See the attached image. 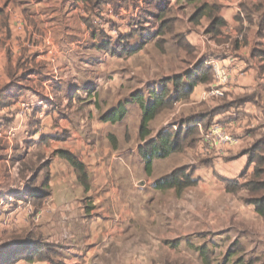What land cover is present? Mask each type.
Masks as SVG:
<instances>
[{
  "label": "crops",
  "instance_id": "0c3cea01",
  "mask_svg": "<svg viewBox=\"0 0 264 264\" xmlns=\"http://www.w3.org/2000/svg\"><path fill=\"white\" fill-rule=\"evenodd\" d=\"M3 2L0 5H4L5 13L10 17L8 26L6 25L11 35L10 38L16 43L22 42L24 47H28V53L31 52L29 53L32 56L29 66L34 67L45 62L42 67H44L43 75L46 80L41 74L35 75L32 71L27 81L30 86L28 89H30L27 90L26 86V91L22 92L20 89L17 95L21 99L31 98L32 92L29 91H32V85L38 89L34 97L36 102H34L37 104L36 118L43 113V117L41 116L42 129L38 132L33 131L32 136H28L26 142H34L32 149L33 147L43 149L41 157H38L35 166L31 168L38 171L41 165L48 162L50 197L47 199H51L50 201H53L55 205L50 204L42 215L39 213L41 210L37 212L40 217H46L40 229L37 230L39 232L37 236L45 243L59 247V251L58 257L52 261H36L27 264H99L104 250L109 249L112 240H115L113 238L128 241L129 231L124 229L126 214L122 213L120 218L122 217L123 222L118 225L115 224V220L111 219L112 213L107 203L113 199L118 200L119 197L112 196L118 195L114 190L106 191V195L102 191L108 185V180L104 179L106 176L104 169L105 167H123V178L132 188L136 187L135 183L133 185V180L135 169H138V183L143 184L147 172H144L142 163L137 164L138 159L145 163L139 153V148L157 139L161 131L151 132L152 136L144 142L140 138L131 142L129 134L126 133L124 145H121L120 140L114 135L112 137L116 139L117 144L110 145L108 138L113 135L110 132L113 124L100 120L101 110L97 106L100 104L102 106L107 100L102 96L96 97L97 91L108 83L107 77L112 78L110 88L115 103L132 99L137 93L144 95L146 101L150 103L151 93L163 90H167L171 96L180 97L169 115L171 121L176 118L175 123L166 124L163 130L182 133L181 140H185L183 146H186L188 139L197 137L193 136L195 133L203 136V130L208 127H220L229 134L230 140L225 145L222 143L216 147L215 155L212 154L214 151L206 150L207 153L204 151L202 141L191 140L190 149H197L196 158H199L194 166L189 165L193 167V179L197 181V185L202 183L198 175V167L201 170L202 167L206 168L205 171L210 170L213 180L218 179L223 188L225 186L227 188V181L239 182V177L244 174V171H253L251 174L253 176L256 162H250L248 152L256 146L264 147V33L261 35L259 25L264 17V11L257 0H201L199 3L190 4L194 6V10L190 12L187 8L184 9L183 5H178L179 0H171L170 4L173 6L177 3L174 10L176 15L165 20H177L175 29L177 25L179 26L181 19H184L188 26L185 32L179 34L181 39L176 40L175 38L174 44L177 45V52L168 50L165 45V51L158 59L161 69H156L157 66L152 64L151 59H148L144 66L131 69L132 56V58L110 56L99 49L98 46L104 41L103 31L105 30L99 29V24L95 23L96 17L104 21L109 20V26L112 25L111 29H116L113 25L118 24L119 32L125 35L135 29L132 24L136 20L132 17L127 18L126 21L120 20L118 23L111 22L112 15L118 10L119 12L123 10L118 5L106 4L104 7L92 8L85 0H3ZM142 3L146 5V0H142ZM204 4L219 8L218 17L224 20L227 26L226 32L223 31L218 35L209 33L208 27L211 25V20L207 16L203 17L198 25L193 24V16L197 8ZM142 8L141 4L139 9ZM109 15L110 19H107ZM133 17L135 18L134 15ZM160 25L161 21L156 24L146 21L142 37L134 40L131 48L136 49L141 43L147 44L156 38L166 42L167 35L175 36L178 33L175 31V34H170L171 32L168 31L158 36ZM181 43L186 47V51L181 48ZM17 50L18 48L15 49V53ZM75 56L81 57L82 63L78 64ZM89 57L95 60L94 77L98 72V79H95V83L91 81V66L94 63L89 61ZM109 61H111L110 67ZM203 68L210 70V74L206 75L207 81L201 80L189 91L191 81L189 75L198 72L203 75ZM54 69L55 71H52ZM216 69L226 71L229 77L224 85L223 98L212 94V90L217 87ZM57 70L65 79L60 80L56 77L53 83L47 81L46 72ZM136 71L141 73L139 76L141 79L135 78ZM143 71L147 73L143 74ZM64 72L66 73L63 75ZM176 77L182 78L178 82V88H174L172 82H167ZM40 86H47V94H42L39 90ZM94 90L96 91L91 94L90 92ZM75 95L78 96L75 97ZM86 99L87 101L84 102ZM146 101H144L145 104ZM78 102H81L82 107L87 105L88 109L83 107L80 110V107H77ZM108 103L111 104L109 101ZM196 106L200 109H195ZM112 107V105L109 106V108ZM206 107H209V110H206ZM62 108L69 110L70 115H73L77 109L78 117L73 115L70 118L67 113H64L65 118H69L63 119ZM168 110L161 112L157 118L163 116L162 114ZM106 111L107 109L104 113ZM204 111L207 112L204 113ZM174 124H181L179 125L181 127L177 129ZM228 127L230 130L225 129ZM187 131H195V133L186 134L185 137ZM66 133L69 137L64 141L55 140V137ZM43 138L49 140L50 143L40 146V140ZM54 149L55 152H69L86 165L89 172V182L87 180L89 189L86 190L79 183L75 169L70 167L65 159L60 158L58 154L53 156L52 160L49 158L54 153ZM181 151L174 152L164 159H155L161 163V167H158L159 173L166 166L160 176L168 175L171 170L188 166V164H183L182 159L178 157ZM191 158H193L192 154H190V160ZM16 159L20 164L26 162L25 158L22 160L16 157ZM121 164L129 168L126 170ZM70 169H73V176H69ZM24 172L31 174L29 170ZM156 172L157 169L154 168L153 175L159 176ZM156 178H154V183L152 179H149L147 183L149 185L153 183L156 187L159 181ZM34 180L39 186L43 182V174L35 171L31 184ZM21 192H14L11 198L18 200L27 193L22 195ZM23 202L20 200L19 208L23 209L22 213L27 216V210L34 208L29 206L23 208ZM77 204H79L78 207ZM249 207L253 208L252 217L264 220L253 205ZM35 211L34 209V213ZM60 217L65 220L64 224L59 223ZM30 231L31 238H34L33 230ZM27 239L28 236L24 240ZM13 244L20 245L21 243ZM116 245H121V241ZM17 264L26 263L20 261Z\"/></svg>",
  "mask_w": 264,
  "mask_h": 264
},
{
  "label": "rangeland",
  "instance_id": "374dc122",
  "mask_svg": "<svg viewBox=\"0 0 264 264\" xmlns=\"http://www.w3.org/2000/svg\"><path fill=\"white\" fill-rule=\"evenodd\" d=\"M257 2L262 6V10L264 11V0H257ZM0 3L3 4V0H0ZM140 3L143 6L142 9H139L141 8ZM109 4L115 6L118 5V7L123 8L120 12L118 10L112 15L111 22L115 21L118 23L120 20L126 21L129 17H132L133 20H138L140 17H144L145 14H148L146 11H149L146 5L142 3V0H116ZM176 4L174 6L173 4L168 6L166 11L168 14L166 15V18L171 19L172 17H175L174 15H176V13L174 10ZM178 5H183L185 7L184 9L187 8L189 10L188 12L194 10V6L186 4L183 1H180ZM0 7V94L9 89L17 95L20 93V89L22 92L26 91V86L27 90L30 89H28L30 86H28L27 81L29 79V73L32 74V71L35 75L41 74L45 77L43 75V73H45L44 67H42L43 64L45 65V62H41L38 66L34 67L29 66L32 57L29 53L31 52L28 53V47H24L22 42L16 43V41L10 38L11 35L9 29L8 27L6 28L10 17L5 13L4 5H0ZM136 12H138V14ZM146 17H148V15H146ZM96 18L95 23L99 24L100 30L104 29L105 31H102L104 33L107 32L114 39L118 38L119 31L117 29H111L112 25L109 26V20L104 21L100 18ZM107 19H110V15ZM181 20L179 26L177 25V29H175L177 20H170L167 25V31L169 30V32H171L170 34L178 32L175 36L167 35L165 38L166 42H162V40L158 38L153 39L151 42L143 46V51L141 50L140 52L131 55L133 57L130 65L131 69L137 66H144V63H146L148 59L153 61L152 64L157 66L156 69H161L158 59L161 54L164 53L165 45L167 46V49L172 52L178 51L177 45L174 44L175 38L176 40L181 39V35L179 34L185 32L187 28L186 26H188L184 19ZM193 24L198 25L196 22ZM226 29V25L220 27V33H223V31L226 32ZM16 48H18L17 53H15ZM181 48L186 51V47L183 43H181ZM24 51H26V53H24ZM131 56L129 57L132 58ZM75 57L78 64L80 62L82 63V60L80 59L81 57ZM92 59V57H89V61L94 63L91 66V81L95 83V79H98V72H96V76L94 77L93 74H95V72L93 71L96 70V67L95 60ZM108 65L109 67L111 66V61H109ZM79 67L81 66L79 65ZM58 70L56 72H46V76L48 77L47 81L53 83L56 77L60 80L65 79L64 76H61V73L58 72ZM52 71H55V69ZM221 71L223 70L221 69ZM79 72L82 73V70L79 69ZM223 72L227 77V81L222 82V85L218 86L219 81L215 79L217 87H215L212 92L217 89L225 94L224 85L228 82L229 77L226 71ZM65 73L66 72H64L63 75ZM146 73L147 71H143V74ZM135 74L136 79H141L139 78L141 73L136 71ZM107 78L108 83L105 87L98 90L96 94V97L102 96L103 99L107 100L102 106L101 104L97 105L101 110L100 117L104 114L105 109H107L105 113L119 110L121 104H123L124 108L127 110L126 116L123 120L112 123L113 127L110 132L113 135H110L108 138V143L110 145L117 144L115 138L112 140V136L115 135L120 140V144L124 145L126 143V133L129 134L131 142L136 141L140 138L143 120L141 109L143 107L141 104L133 102L132 99H126L115 103L110 88L112 87V84L110 83L112 78ZM25 79L27 80L24 81ZM46 87L47 86L39 87V90L44 95L48 92ZM48 87L50 88V86ZM31 90L32 91H29L32 92V94H30L31 98L24 97L21 99L20 97H16L13 99L10 97L5 100H0V162H2L0 163V244L6 242L15 243L18 242V240H23L31 233L30 230H33L32 233L35 235L33 236L34 238H31L30 236L31 240H42L38 239L37 235L39 232L37 230L44 223L46 217L42 218L39 214L38 216L37 212L41 210L39 213L42 215L50 204L53 206L55 205L53 201H50L51 199H46L41 205L36 207L31 200L24 201L22 204L23 208L29 206L36 210L34 213V209H28L27 216H24V213H22L23 209L21 208L22 210H20L19 208L20 200L11 198L14 192L22 191L26 193L29 188L32 187L31 180L34 178L35 171H38L35 169L33 170L31 167L35 166L38 157L40 158L42 155L41 152H43V149H40V147L37 149L33 147L32 149V146L34 145L33 141L26 142L28 136H32L33 131L38 132L42 129L43 123V120H41L43 113L39 118H36L37 112H35L37 104H35L36 99L34 97L38 89L32 85ZM95 91L96 90L91 91L90 93L93 94ZM59 92L63 91L59 90ZM64 94L67 95L66 93ZM76 96L78 95H75V97ZM223 97L220 96V98ZM86 101L87 99L84 100V102ZM108 101L111 102V104L108 103ZM150 104L151 102L149 103L148 101H146V104L144 103L146 107ZM111 105L113 107L109 108ZM77 107H80V110H82L83 107L84 109H88L87 105L82 107L81 102H78ZM196 107L195 109H200L199 106ZM58 108L60 111V105ZM206 110H209V107ZM61 112L63 113V116L64 113H67L70 118L73 117V115L78 117L77 109L74 111L73 115H70V111L65 108H62ZM206 112L207 111H204V113ZM170 113L171 109L164 112L162 114L163 116L157 118L153 123L151 122V132H162L166 124L171 122L175 123L176 118L172 121L169 120ZM63 119H66L65 116ZM179 125H176L177 129L178 127H181ZM225 129L230 130L229 127ZM203 131V136L195 133L193 136L197 137L188 139L186 146H184L181 151L182 153H178V157L182 159L183 164H188V166L171 170L168 175L160 176L166 166L163 167L159 173L158 167H161V163L160 161L155 160L153 161L154 166H152V173L151 175H146V178H144L145 182H141L143 184L138 183L139 172L138 169H135V179L133 180V185L134 183L136 185L135 188L134 186L132 188L130 184L124 180L123 167H105L104 173H106V176L104 179L108 180V185L106 188L104 187L102 191L105 194V192L110 189V192L114 190L118 195L112 196L119 197L118 200H115L112 197L113 201L107 203V207L111 209V219L115 220V224L118 225L123 222L122 217L120 218L122 213L126 214L124 229L129 231V238L127 242L124 241V239H121V245H116L117 242L120 241L119 239L117 240L116 237L113 238L115 240H112L109 249L104 250V255H102L99 264H233L242 257V259H245V264H264V220L262 221L252 217L251 214L253 213V208L249 207L247 204L249 192L244 186L251 180V174L253 171H244V174L239 177V182H237L240 186L237 188H240V190L235 192L229 191L234 188L233 186H230L228 190V187H222L218 179L213 180L212 172L210 170L205 171L206 168L204 167H202V170L199 167V169L197 168L202 183L185 187L183 188V191H177L176 189L159 190L157 186L155 187L153 185L155 181L154 178L157 176L153 175L154 168L155 170L157 169L156 174L159 173L158 175L160 177L157 176L156 178L158 180L170 176L176 170H180V179L186 182L185 177L192 173L193 168L189 165L192 164V166H194L196 163L195 161L197 159L199 160V158H196L197 149H190L191 140L194 141L197 139V141H202L204 151H214L212 154L215 155L217 153L215 150L216 147L222 144L219 142L218 135L225 134L230 137L229 134L220 127H208ZM228 132L230 133V131ZM60 137L61 139H67L69 134L66 133ZM61 139H59V142L64 141ZM49 143V140L43 138L40 140L39 145H48ZM225 144L226 142H223V145ZM56 154L57 152H55L54 149V153H52L49 158L52 160L53 156ZM190 154H192L193 157L191 160ZM16 157H19L22 160L25 158L26 162L20 164ZM78 161L83 164L80 160ZM141 163L142 166H144L145 172L146 162L144 163L142 160L140 162L138 159L137 164ZM83 165L85 166L87 180L89 182V172L86 165ZM70 167L74 168L72 165H70ZM124 168L127 170L129 167L124 166ZM25 170H29L31 174H25ZM70 171L71 174H69V176H73V169H70ZM75 174L76 176L78 175L77 172ZM77 177L79 179V176ZM149 179H152V185L147 183V181L149 182ZM79 183L82 185L80 181ZM37 185L38 184H36V187L39 188L41 184H39V186ZM63 186L67 187L65 184H63ZM53 188L56 189L55 187ZM44 205L45 207L42 209ZM76 206L78 207L79 204ZM59 223L64 224L65 220L60 217ZM58 229L60 231V228ZM57 248L59 251V247ZM229 255L233 257L230 259ZM22 262H25L26 264L30 263L26 261Z\"/></svg>",
  "mask_w": 264,
  "mask_h": 264
},
{
  "label": "trees",
  "instance_id": "16d2710c",
  "mask_svg": "<svg viewBox=\"0 0 264 264\" xmlns=\"http://www.w3.org/2000/svg\"><path fill=\"white\" fill-rule=\"evenodd\" d=\"M90 4L92 8H99L106 4H109L116 0H85ZM171 0H147L146 7L149 11L148 14H145L144 17H140L138 20L134 21L132 26L135 29H132L130 34H123L119 32L118 38L114 39L111 35L107 33H103L104 41L98 46L100 50H103L106 53H109L110 56L116 57H129L134 53L140 51L145 45L144 42L141 45L133 49L131 48L132 42L138 37L141 38L146 21H150L152 24H156L161 21L160 29L157 35H163L167 30V25L170 20L166 21V15L168 14L167 9ZM183 1L187 4H196L201 0H179ZM152 10V11H151ZM154 10V11H153ZM219 8L216 6H210L207 4L198 7L195 15L193 16V23H198L203 17L207 16L211 20V25L209 27L208 32L213 35L220 34V27L225 26L224 20L218 17ZM148 15V17H146ZM260 33L261 35L264 33V17L261 19L260 23ZM114 27L120 30V26L118 24H114ZM218 28V29H216ZM201 70V69H200ZM203 75L201 73L191 74L189 78L191 79L189 88L191 91L194 86H196L201 80L207 81L206 75L210 74V70L207 68H203ZM182 78L176 77L167 82H172L174 88H178ZM187 95L189 92H186ZM15 99L18 97L16 93L8 91L1 92L0 100H5L6 98ZM180 99V97L171 96L167 90H163L162 92H152L151 93V104L149 106L144 105L145 96L137 93L132 97L133 102L137 104H141L142 108V127L140 133V140L142 142L146 141L151 136L150 123L153 122L164 110L172 109L176 102ZM127 110L124 108L123 104L120 105L119 110H113L111 112H107L102 114L100 120L102 122H111L115 123L121 121L126 116ZM192 133L195 131H187L186 134ZM182 133L174 132V131H166L163 130L159 133L157 139L150 141L144 146L139 148V153L142 158L146 162V172L148 175L152 173L153 161L155 159H164L169 157L172 153L183 150V144L185 140H181ZM184 137V139H185ZM66 138V137H65ZM61 137H55V140L60 141ZM65 140V139H61ZM114 140V138L112 139ZM264 152V147H254L249 150L248 154L250 157V162H256V167L254 174L251 180L245 184V189L249 192V199L247 200V204L253 205L256 208V212L262 216L264 219V156H262V152ZM60 158L65 159L72 165L79 176V181L82 183L84 188L87 190L89 188L87 182V174L85 171V166L81 164L78 159L69 152L59 151L57 152ZM48 162L41 165L38 168V172L43 174V182L40 187L37 188V178L31 184L29 191L26 193L24 197H20L18 200L27 201L31 200L33 204L36 206L41 205L48 197H49V174H48ZM193 173V172H192ZM186 175V182L180 179L181 171L176 170L170 176H167L157 182V188L159 190H169L176 189L177 191H183V188L197 185V181L193 179V174ZM37 176V175H36ZM228 187L233 186V189H230V192L239 191L240 187L237 181L235 182H226ZM25 239V238H24ZM18 240L20 245H15L13 243H3L0 244V264H17L20 261L26 262H36V261H52L57 257L58 248L45 243L43 240H33L31 241L30 234L28 235L27 240ZM230 259L233 257L231 255ZM243 258V257H242ZM239 258L233 264H245V259ZM252 264V263H250Z\"/></svg>",
  "mask_w": 264,
  "mask_h": 264
},
{
  "label": "built area",
  "instance_id": "2783aa9c",
  "mask_svg": "<svg viewBox=\"0 0 264 264\" xmlns=\"http://www.w3.org/2000/svg\"><path fill=\"white\" fill-rule=\"evenodd\" d=\"M215 77H216V80L219 81V85L218 86H221L222 85V82H226L227 81V77L225 76V73L223 71H220L219 69H216L215 70ZM221 80V82H220ZM212 94L214 96H218V97H223L224 96V93L220 90H215L212 92ZM215 134V133H214ZM218 139H219V142L220 143H223V142H227L230 140V137L226 136L225 134H219L218 135ZM25 192H21V194L23 195Z\"/></svg>",
  "mask_w": 264,
  "mask_h": 264
}]
</instances>
